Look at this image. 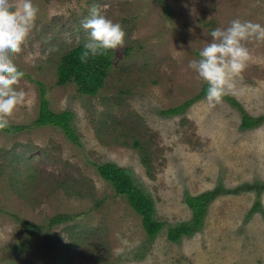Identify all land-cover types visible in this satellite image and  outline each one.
I'll use <instances>...</instances> for the list:
<instances>
[{
    "label": "rangeland",
    "instance_id": "1",
    "mask_svg": "<svg viewBox=\"0 0 264 264\" xmlns=\"http://www.w3.org/2000/svg\"><path fill=\"white\" fill-rule=\"evenodd\" d=\"M33 3L37 19L14 56L27 102L10 125L35 120L40 83L51 111L72 114L78 142L50 126L0 131V264H264V43L245 42L247 67L213 106L195 100L205 83L189 67L210 29L236 18L264 25V0ZM93 7L121 23L125 43L112 49L103 89L87 97L73 84L57 86L56 69L89 38L81 24ZM243 114L261 123L242 129ZM105 163L153 201L165 224L154 239L100 178L96 166ZM215 190L201 228L169 242L167 228L191 221L185 198ZM57 216L67 220L50 226Z\"/></svg>",
    "mask_w": 264,
    "mask_h": 264
},
{
    "label": "clouds",
    "instance_id": "2",
    "mask_svg": "<svg viewBox=\"0 0 264 264\" xmlns=\"http://www.w3.org/2000/svg\"><path fill=\"white\" fill-rule=\"evenodd\" d=\"M39 9L33 0H0V130L10 126L9 117L27 102V93L17 85L25 73L19 70L14 56L21 52L34 27ZM81 27L88 31L79 59L82 63L106 56L109 50L125 43V31L118 21L93 7ZM209 42L189 61L199 78L207 85L204 99L209 106L222 102L234 87L235 78L246 69L250 59L246 41L264 43V25L250 20L233 19L227 27L209 30ZM117 252L120 249L116 250Z\"/></svg>",
    "mask_w": 264,
    "mask_h": 264
},
{
    "label": "trees",
    "instance_id": "3",
    "mask_svg": "<svg viewBox=\"0 0 264 264\" xmlns=\"http://www.w3.org/2000/svg\"><path fill=\"white\" fill-rule=\"evenodd\" d=\"M83 44H77L68 50L58 61L56 69V85L65 86L73 84L80 95L87 97H96L103 89L106 80L114 66V54L112 50L106 56L89 58L86 63H82L79 59ZM39 86V110L37 117L30 126H14L0 130L3 133L14 135L30 127H54L59 129L65 138L70 142L77 144V137L71 127L72 114L69 112L54 113L50 110L49 103L45 97V89L40 84ZM207 85H203L200 93L195 97L198 100L205 96ZM228 98L226 95L224 96ZM194 100L188 101L185 104L162 112L165 115H176L187 109ZM236 105L234 101H231ZM261 123L260 120H253L246 115H242L241 128L250 129ZM134 146H137L134 143ZM138 147V146H137ZM96 170L102 180L109 183L115 195L123 197L132 211L140 217L143 231L149 240L154 239L165 224L158 222L154 218L153 201L145 195L140 189L135 187L129 175L115 164L105 163L96 166ZM218 190L207 192L198 196L186 197L185 204L192 212L191 221L179 224L177 226L167 228V239L171 243L180 241L183 236L190 237L201 228L203 219L206 214L208 203L217 195ZM257 207V205L255 206ZM67 220L61 216H57L49 225H55ZM21 225L26 229H31L35 226L28 222H21ZM35 232L31 231L33 235Z\"/></svg>",
    "mask_w": 264,
    "mask_h": 264
}]
</instances>
